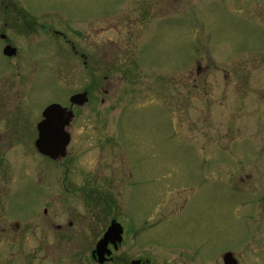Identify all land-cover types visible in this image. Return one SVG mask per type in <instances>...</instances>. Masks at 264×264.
Segmentation results:
<instances>
[{"label":"rangeland","instance_id":"374dc122","mask_svg":"<svg viewBox=\"0 0 264 264\" xmlns=\"http://www.w3.org/2000/svg\"><path fill=\"white\" fill-rule=\"evenodd\" d=\"M14 1L70 37L117 0ZM130 1H122L124 20L133 15ZM169 6L151 39L89 45L90 80L61 39L31 41L23 31L19 75L0 53V264H87L111 218L123 227L114 254L127 260L150 247L220 264L229 249L240 264H264V0ZM78 34L75 49L83 51ZM88 85L89 102L66 128L68 156L55 165L33 146L38 111L67 105ZM116 133L120 141L110 137ZM88 148L121 157V177L113 172L107 182L108 171L100 186L110 204L68 188L69 158L86 169L103 163L86 160ZM133 229L147 244L134 242Z\"/></svg>","mask_w":264,"mask_h":264},{"label":"flooded vegetation","instance_id":"af4514ba","mask_svg":"<svg viewBox=\"0 0 264 264\" xmlns=\"http://www.w3.org/2000/svg\"><path fill=\"white\" fill-rule=\"evenodd\" d=\"M123 0H117L115 3V6L113 10L108 11L107 13L100 14L97 18L93 17L92 19H86V21L83 24V27L78 28L71 33V36H67L65 31L54 29L52 27H44L42 24L38 23V20L34 17H30L27 15V13L18 6L17 2L14 0H0V53L4 46H9L10 48H13V52L9 55H2L6 59V63H8L7 68L9 66H12L13 69L18 73V75L21 73L22 69L20 66L17 65V61L19 58V54L21 53L20 50L22 49V44H28V40H26L25 36L23 34V31L31 32V41L35 40L38 41L41 39V37L44 35L48 38V40L55 42L56 40H62L63 42H66L70 46V49L72 51V56H77L78 60L81 61L82 65V71L83 73L88 76V79L90 80L92 71L90 68V47L91 44H98V45H105V44H112L116 43L118 41L122 40H130L137 38H143V35H147V39H151V35L154 33H157L158 30H163L161 25H165L166 22H168L170 17V0H164V2H160V0H132L129 4H126V7H130V9L133 11V15L131 17H127L125 20L120 15V12H122V9L124 8L122 4ZM168 4V5H167ZM119 13V15L117 14ZM132 13V12H129ZM118 15V16H117ZM108 20L106 23L104 21ZM99 21H103L102 24L99 23ZM155 21V22H154ZM95 23V26H92L91 23ZM83 35V45L84 47L83 51L75 49V36L78 38V33H81ZM166 32V31H165ZM69 38H67V37ZM88 48V49H87ZM32 68L30 67L28 70L30 71ZM8 71V70H7ZM201 69L197 67L195 69L196 74H199ZM105 77V76H104ZM89 85L85 86L82 91L85 93L87 102H89L90 97L88 94ZM81 92V91H77ZM106 92V90H104ZM76 93V92H74ZM73 94V93H71ZM68 99V98H67ZM64 107H67L68 111L70 112V122L68 125H66L65 129L68 127H71V125H74V115H75V108L78 107V105H70L69 103L65 105V103H59ZM41 111L42 109L38 111L39 118L37 120L41 119ZM37 113V114H38ZM115 122H111L108 124H114ZM80 124V123H79ZM83 125H86V129L90 127V124L88 120H83ZM106 124V123H103ZM116 125V123H115ZM35 131V136H36ZM70 136V135H69ZM115 136V141H120L118 139V133L112 134L110 137ZM70 142V140H69ZM69 145V143H68ZM67 145V146H68ZM85 153H87L86 160L88 159L89 162H97V160H94L96 157H99V161H103V163H100L98 165V169H92L94 166H89L88 169H86L85 164L80 166L77 161L73 165L70 166L71 159L69 158L66 162L68 163V166H62L65 170L64 176H66V172L71 170V175H69V185L68 188L72 189V196L76 193V188H79L82 190V192L79 194L82 197H86L87 195H92L94 198L97 197V195L100 197L101 200H105L107 203V197H102L100 194V186L105 183L106 174L109 171V177H107V182L111 181L112 178H114L115 175L112 176V173H117L115 176V179L118 177H121V157L117 160L115 157L108 159L107 154L100 153V150H93V149H85ZM91 153V154H90ZM67 147H66V153L63 157L58 158L57 160L53 161L60 165L63 160L67 157ZM47 161H50V159L46 157H42ZM51 162V161H50ZM113 165V168L111 167ZM133 170V167H132ZM132 170L127 169L128 175L131 178ZM77 173L82 180V185H76L77 181L74 180L73 175ZM63 184H65V180L63 178L62 180ZM71 185V186H70ZM74 197V196H73ZM88 198V197H87ZM109 202V201H108ZM110 204V202H109ZM114 218H111L109 221L113 220ZM115 220V219H114ZM118 222V221H117ZM120 223V222H118ZM10 225V224H9ZM12 225L17 228L18 224L12 223ZM121 225V223H120ZM56 228H59L58 224H56ZM106 228V227H105ZM5 230V228H2L1 230ZM122 234H123V227L121 225ZM122 234H121V240H122ZM132 236L134 237V242L137 245H143L147 244L145 242H137L136 237L137 233L136 230H132ZM121 243V241H120ZM120 243L116 245H107V248L110 250V253L104 255L105 260L102 262H98L96 257L93 255L92 250H90L89 256L91 258V261L87 264H195L191 261H185L181 258L180 253L174 252V250L165 249V250H153L152 248H148V251H144L143 253H139L134 258H130L127 260L125 257H123L120 254H114L117 252ZM231 251V250H224L221 252L220 256V264H223L222 262V256L225 252ZM120 253V252H119ZM232 253V251H231ZM232 257L236 260L237 264H240V260L238 259V256L232 253ZM218 260V256L215 259ZM263 264V263H262Z\"/></svg>","mask_w":264,"mask_h":264},{"label":"water","instance_id":"95a60500","mask_svg":"<svg viewBox=\"0 0 264 264\" xmlns=\"http://www.w3.org/2000/svg\"><path fill=\"white\" fill-rule=\"evenodd\" d=\"M7 51L10 53L13 52V49L7 48ZM70 101L82 105L86 98L83 93H77L70 97ZM64 111L65 109L59 104L52 103L44 109L43 120L37 124L38 136L34 144L39 152L53 159L65 155V149L69 142V134L65 131V126L70 122L71 114L64 113ZM121 232V226L117 222L111 221L95 245L94 253H96L99 262L104 260V253H110L107 249L108 243L116 245L117 242H120ZM222 260L224 264H237L230 252H226Z\"/></svg>","mask_w":264,"mask_h":264}]
</instances>
